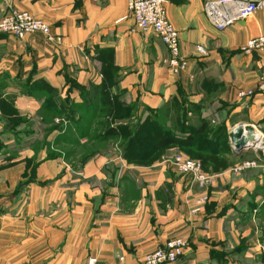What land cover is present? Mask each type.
Listing matches in <instances>:
<instances>
[{"label": "crops", "instance_id": "1", "mask_svg": "<svg viewBox=\"0 0 264 264\" xmlns=\"http://www.w3.org/2000/svg\"><path fill=\"white\" fill-rule=\"evenodd\" d=\"M207 1L167 0L188 61L176 76L127 0H0V18L28 12L61 40L0 35V264H141L172 238L188 242L175 264H264V157L228 156L201 189L174 170L177 149L150 166L124 156L128 131L175 107L188 126L220 118L228 133L264 136V95L238 97L264 76V53L242 51L264 33V11L219 32ZM249 161L258 168L234 172Z\"/></svg>", "mask_w": 264, "mask_h": 264}, {"label": "built area", "instance_id": "2", "mask_svg": "<svg viewBox=\"0 0 264 264\" xmlns=\"http://www.w3.org/2000/svg\"><path fill=\"white\" fill-rule=\"evenodd\" d=\"M167 0H127L128 16L134 21L135 27L142 32H152L160 39L167 51V66L172 74L178 76L188 68V61L182 56L180 33L170 22L166 12ZM204 11L209 23L219 32H224L240 21L254 17L259 11H264V0H209L204 5ZM33 34L43 35L49 43L61 40L54 38L50 26L42 20L34 18L30 13L10 9L0 18V35H10L23 41ZM246 54L253 52L264 53V33L249 40L242 48ZM196 52L208 56L209 52L203 46H197ZM257 95H264V76L261 77L254 90L240 91L241 100H250ZM57 123L67 124L63 119ZM264 151V150H263ZM176 170L182 176H190L201 189H207L214 183V176L203 170L198 160L178 158ZM258 168L256 162H244L235 168V173ZM208 201V196L197 200L191 213L200 212L201 207ZM188 242L181 238H172L166 244L159 246L147 254L141 264H175L184 255ZM87 264H96L93 258Z\"/></svg>", "mask_w": 264, "mask_h": 264}, {"label": "trees", "instance_id": "3", "mask_svg": "<svg viewBox=\"0 0 264 264\" xmlns=\"http://www.w3.org/2000/svg\"><path fill=\"white\" fill-rule=\"evenodd\" d=\"M106 133L107 136H112L116 130L109 128ZM127 137L124 156L130 163L138 166L153 165L160 161L168 150L178 148L196 157L206 173L217 174L230 167L227 157L233 156L229 133L224 127L215 129L206 120H200L197 127L188 126L183 113L177 118L174 128L168 129L158 118L148 117L128 131ZM190 149H196L199 155L195 156L187 151Z\"/></svg>", "mask_w": 264, "mask_h": 264}, {"label": "water", "instance_id": "4", "mask_svg": "<svg viewBox=\"0 0 264 264\" xmlns=\"http://www.w3.org/2000/svg\"><path fill=\"white\" fill-rule=\"evenodd\" d=\"M255 131L251 125H239L229 133V140L235 157H240L250 150L263 151L262 147L255 144Z\"/></svg>", "mask_w": 264, "mask_h": 264}, {"label": "rangeland", "instance_id": "5", "mask_svg": "<svg viewBox=\"0 0 264 264\" xmlns=\"http://www.w3.org/2000/svg\"><path fill=\"white\" fill-rule=\"evenodd\" d=\"M181 114H182V112H181V108L180 107H178V109H176V107H175V110H174V112L173 113H170V114H168V115H166V116H164V117H161L160 119V121H161V123L163 124V126H165L166 127V125H164V123H167L166 122V118L167 119H170L171 120V122H170V124H171V126L172 127H174L175 126V122H176V120H177V118H179L180 116H181ZM171 117V118H170ZM194 118L192 117V119L190 120L191 122H190V125L189 126H192V127H195V126H197L198 124L196 123V122H194ZM214 120H215V122H216V125H215V129L216 128H218L220 125V123L219 122H222L221 121V119L220 118H214ZM167 128V127H166ZM176 130V129H175ZM176 131H178V130H176ZM187 151H189V152H191L192 154H195V156H198L199 155V153H197L196 151V149H190V150H187ZM177 154L176 155H174L173 157H172V159L170 160V163H171V165L173 166V168H174V170L177 172V170H176V166H175V162H176V160L178 159V158H183V159H192V160H196V157H192V156H190V155H188V154H186V153H184L181 149H178L177 148ZM248 153H250V154H255V153H257V154H259L258 156H260V157H264V151H260V152H256V151H254V150H250V151H248V152H246V153H244L242 156H240V157H243L245 154H248ZM194 158V159H193ZM244 163V162H243ZM242 163V164H243ZM241 164V165H242ZM237 168V167H236ZM234 170H235V168H234ZM178 173V172H177ZM179 175H180V173H178Z\"/></svg>", "mask_w": 264, "mask_h": 264}, {"label": "bare ground", "instance_id": "6", "mask_svg": "<svg viewBox=\"0 0 264 264\" xmlns=\"http://www.w3.org/2000/svg\"><path fill=\"white\" fill-rule=\"evenodd\" d=\"M255 144L264 150V136L257 131H255Z\"/></svg>", "mask_w": 264, "mask_h": 264}]
</instances>
